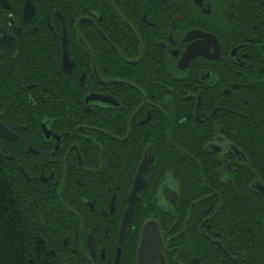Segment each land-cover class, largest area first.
Masks as SVG:
<instances>
[{"label": "flooded vegetation", "instance_id": "obj_1", "mask_svg": "<svg viewBox=\"0 0 264 264\" xmlns=\"http://www.w3.org/2000/svg\"><path fill=\"white\" fill-rule=\"evenodd\" d=\"M2 188L54 264H264V0H0Z\"/></svg>", "mask_w": 264, "mask_h": 264}, {"label": "trees", "instance_id": "obj_2", "mask_svg": "<svg viewBox=\"0 0 264 264\" xmlns=\"http://www.w3.org/2000/svg\"><path fill=\"white\" fill-rule=\"evenodd\" d=\"M1 190V189H0ZM4 188L0 192V264H54L50 246L34 234V223L26 222L20 210L6 209Z\"/></svg>", "mask_w": 264, "mask_h": 264}, {"label": "water", "instance_id": "obj_3", "mask_svg": "<svg viewBox=\"0 0 264 264\" xmlns=\"http://www.w3.org/2000/svg\"><path fill=\"white\" fill-rule=\"evenodd\" d=\"M156 224L148 222L139 248L141 264H161V239ZM157 226V225H156Z\"/></svg>", "mask_w": 264, "mask_h": 264}, {"label": "bare ground", "instance_id": "obj_4", "mask_svg": "<svg viewBox=\"0 0 264 264\" xmlns=\"http://www.w3.org/2000/svg\"><path fill=\"white\" fill-rule=\"evenodd\" d=\"M243 156V155H242Z\"/></svg>", "mask_w": 264, "mask_h": 264}]
</instances>
